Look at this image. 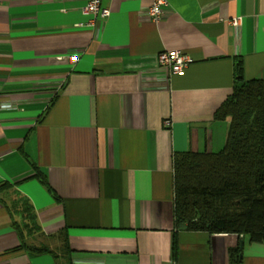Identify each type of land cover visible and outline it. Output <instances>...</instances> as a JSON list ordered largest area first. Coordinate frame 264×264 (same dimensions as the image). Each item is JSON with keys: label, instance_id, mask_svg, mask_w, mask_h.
Listing matches in <instances>:
<instances>
[{"label": "crops", "instance_id": "0c3cea01", "mask_svg": "<svg viewBox=\"0 0 264 264\" xmlns=\"http://www.w3.org/2000/svg\"><path fill=\"white\" fill-rule=\"evenodd\" d=\"M151 1L99 0L90 29L86 0H0V264H264V242L177 229L173 189L177 155L223 148L237 62L264 74V0H165L157 23Z\"/></svg>", "mask_w": 264, "mask_h": 264}, {"label": "trees", "instance_id": "16d2710c", "mask_svg": "<svg viewBox=\"0 0 264 264\" xmlns=\"http://www.w3.org/2000/svg\"><path fill=\"white\" fill-rule=\"evenodd\" d=\"M228 121L226 141L217 153H184L173 161L174 220L177 229L246 235L264 242V74L243 81L234 68L230 96L215 110ZM48 187L34 169L33 177ZM37 253H50L42 248Z\"/></svg>", "mask_w": 264, "mask_h": 264}, {"label": "built area", "instance_id": "2783aa9c", "mask_svg": "<svg viewBox=\"0 0 264 264\" xmlns=\"http://www.w3.org/2000/svg\"><path fill=\"white\" fill-rule=\"evenodd\" d=\"M64 12V9L60 10ZM81 11L84 14H88L92 16V20H90L85 25H78L79 28H90L93 29L97 18H106L109 16V11L107 9H101L99 0H86ZM168 13L167 2L165 0H152L149 8L146 11V18L151 22H159L162 20ZM243 17L240 15H230L226 23L228 26L233 28H238L242 25ZM56 61L62 62L66 61L67 63L73 64L76 61L75 57H63L57 56ZM158 65L170 75L181 74L191 62V58L180 51H164L160 53L157 57Z\"/></svg>", "mask_w": 264, "mask_h": 264}, {"label": "water", "instance_id": "95a60500", "mask_svg": "<svg viewBox=\"0 0 264 264\" xmlns=\"http://www.w3.org/2000/svg\"><path fill=\"white\" fill-rule=\"evenodd\" d=\"M241 249H242V243L240 242L239 250H241Z\"/></svg>", "mask_w": 264, "mask_h": 264}]
</instances>
